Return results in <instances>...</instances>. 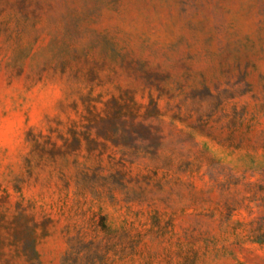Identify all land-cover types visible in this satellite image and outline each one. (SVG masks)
I'll use <instances>...</instances> for the list:
<instances>
[{
    "label": "rangeland",
    "instance_id": "obj_1",
    "mask_svg": "<svg viewBox=\"0 0 264 264\" xmlns=\"http://www.w3.org/2000/svg\"><path fill=\"white\" fill-rule=\"evenodd\" d=\"M0 264H264V0H0Z\"/></svg>",
    "mask_w": 264,
    "mask_h": 264
}]
</instances>
